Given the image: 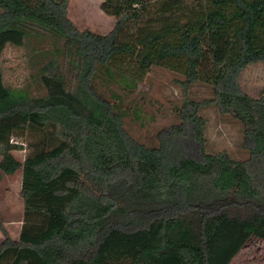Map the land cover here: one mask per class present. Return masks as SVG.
I'll return each mask as SVG.
<instances>
[{"label": "trees", "instance_id": "obj_1", "mask_svg": "<svg viewBox=\"0 0 264 264\" xmlns=\"http://www.w3.org/2000/svg\"><path fill=\"white\" fill-rule=\"evenodd\" d=\"M69 1L0 0V180L21 171L24 202L18 239L0 220V259L232 264L252 239L264 241V94L239 83L264 64V0H102L115 19L107 35L80 31ZM32 38L54 55L33 76L38 96L27 80H7L3 63ZM153 67L183 76L185 92L209 84L214 98L186 97L179 123L148 147L127 133L123 104ZM98 84L124 95L110 90L109 100ZM211 105L242 125L247 159L207 151L200 111ZM29 132L44 136L21 162L12 139Z\"/></svg>", "mask_w": 264, "mask_h": 264}, {"label": "rangeland", "instance_id": "obj_2", "mask_svg": "<svg viewBox=\"0 0 264 264\" xmlns=\"http://www.w3.org/2000/svg\"><path fill=\"white\" fill-rule=\"evenodd\" d=\"M102 4V0H70L68 18L80 31L107 35L113 30L115 19L102 11ZM53 56L51 42L33 38L24 47L8 49L3 56L4 66L8 69L6 78L14 80L18 86L24 85L27 80L31 94L38 96L42 93V88L33 76ZM181 80L184 77L179 74L153 67L137 91L124 98L123 109L128 114L124 121L125 129L135 141L148 147L157 146L158 134L179 123L178 110L186 97L196 102L214 98L212 86L209 84L199 82L185 92L179 84ZM239 83L243 91L251 97L257 98L264 94V64L249 66L242 72ZM110 88L98 84L99 91L109 100L112 99L110 90L124 95L119 89ZM200 116L207 121L206 140L210 154L226 152L235 160L248 158V152L242 148L243 128L237 120L221 114L213 105L202 108ZM43 136L37 132H29L22 139L13 138L14 144L20 143L24 148L22 151H15L14 156L23 162L29 152V145L41 140ZM21 186V171L13 176H3L0 180V220L12 239H18L22 226L24 202L20 194ZM3 239L0 231V243ZM17 257L16 262L26 259L30 264L40 263L37 257L28 252H22ZM9 258L11 257L6 262ZM232 264H264V241L252 239Z\"/></svg>", "mask_w": 264, "mask_h": 264}, {"label": "crops", "instance_id": "obj_3", "mask_svg": "<svg viewBox=\"0 0 264 264\" xmlns=\"http://www.w3.org/2000/svg\"><path fill=\"white\" fill-rule=\"evenodd\" d=\"M21 253L22 252H11V251L7 252L5 254V256L2 259H0V261H4V262H0V263H2V264H4V263L5 264H14L16 262L17 258H18L17 256L21 255ZM8 257H11V258H9L8 262H6ZM28 264H30V262Z\"/></svg>", "mask_w": 264, "mask_h": 264}]
</instances>
